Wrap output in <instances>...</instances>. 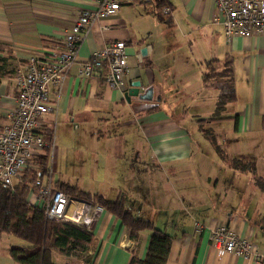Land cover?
Segmentation results:
<instances>
[{"label":"crops","instance_id":"obj_1","mask_svg":"<svg viewBox=\"0 0 264 264\" xmlns=\"http://www.w3.org/2000/svg\"><path fill=\"white\" fill-rule=\"evenodd\" d=\"M95 8L94 0H0V55L12 71L0 83V129L4 111L14 106L17 70L29 56L59 48L80 12ZM164 8L169 17L156 0H123L115 16L89 27L77 62L58 86L50 85L51 110L36 133L53 138L51 181L55 188L121 197L172 237L166 264H264L220 254L209 240L210 230L229 226L264 254V34L226 41L212 21L213 0H165ZM116 41L126 46L122 89L107 87L100 74L77 76L92 52ZM208 60L218 69L230 63L235 100L230 119L206 123L210 136H193L184 121L196 127L197 117L215 109L217 92L201 83ZM137 81L143 91L152 89L151 99L127 103L124 93ZM186 110L192 115L183 119ZM233 159L253 170L235 169ZM91 231L95 243L83 260L55 254L53 264H129L136 245L119 220L103 210ZM149 239L141 235L138 258ZM22 246L0 234V264H16L10 250Z\"/></svg>","mask_w":264,"mask_h":264},{"label":"built area","instance_id":"obj_2","mask_svg":"<svg viewBox=\"0 0 264 264\" xmlns=\"http://www.w3.org/2000/svg\"><path fill=\"white\" fill-rule=\"evenodd\" d=\"M94 10H83L71 28L63 35L61 46L47 56H29L27 64L13 77L16 96L14 106L4 111L5 124L0 129V185L12 188L20 183L23 172L35 167L34 160L45 149L53 148L36 133L39 119L51 110L50 85L58 86L65 73L77 62L78 49L89 27L117 14L123 0H94ZM213 23L220 24L226 41L230 38H250L264 34V0H213ZM169 8L162 14L169 16ZM105 70V83L111 89H122L127 73L126 46L116 41L92 52L82 62L77 76L91 78ZM50 175V173H48ZM49 175L36 179L27 203L43 211L46 219L68 221L91 229L103 209L85 200L57 190ZM196 231L202 225L195 223ZM209 240L220 253H233L264 263V254L247 239L240 238L232 227L221 225L209 231Z\"/></svg>","mask_w":264,"mask_h":264},{"label":"trees","instance_id":"obj_3","mask_svg":"<svg viewBox=\"0 0 264 264\" xmlns=\"http://www.w3.org/2000/svg\"><path fill=\"white\" fill-rule=\"evenodd\" d=\"M156 1L161 12L165 0ZM168 20L170 21V18ZM3 47L0 44V48ZM214 64V60L206 62V71L202 74L201 83L203 88L217 92L215 109L210 117L197 119L200 126L231 118L228 115L229 105L235 100L231 66L226 62L222 69H218ZM7 66L8 58L0 55V83L12 73L7 70ZM105 74V70L100 73L101 77H105ZM200 130L202 134L210 136L211 130L202 128ZM44 141L50 143L51 139ZM48 152L49 149H45L43 154L34 160L35 167H29L23 172L20 183H16L12 188L0 185V234L25 242L20 249L10 250V256L16 264H53L55 254L83 260L95 243L91 229L68 221L48 220L42 210L27 203L28 194L33 191L35 180L49 175ZM232 165L240 171L253 170V164L250 162L233 159ZM259 181L264 183V180ZM56 189L71 197L97 205L120 221L128 231V238L136 245L129 264H166L172 237L149 219L134 214L125 206L121 197L108 200L99 194L85 193L68 184L57 185ZM144 232L149 233L150 239L146 255L140 259L136 248Z\"/></svg>","mask_w":264,"mask_h":264},{"label":"water","instance_id":"obj_4","mask_svg":"<svg viewBox=\"0 0 264 264\" xmlns=\"http://www.w3.org/2000/svg\"><path fill=\"white\" fill-rule=\"evenodd\" d=\"M143 52H145V49H142V53ZM141 88L142 87L138 81L131 83L129 88L124 93V96H123L124 100L127 103H130V100L132 98H136L137 100H140V101L151 99L152 89L149 88L143 91Z\"/></svg>","mask_w":264,"mask_h":264},{"label":"rangeland","instance_id":"obj_5","mask_svg":"<svg viewBox=\"0 0 264 264\" xmlns=\"http://www.w3.org/2000/svg\"><path fill=\"white\" fill-rule=\"evenodd\" d=\"M209 93H211V92H209ZM203 107H207V105H204ZM198 110L199 109H198V105H197V112H198ZM183 114H185V115H183V119L184 118H187V117L191 118L192 112L190 110H186ZM197 119H199V117H197ZM184 123L187 125V127H186L187 129L185 130V132L188 133L189 135H193V136L204 135V134H201L202 132H200L201 131L200 128H202V129H208V127H206L205 124H201V126H202L201 127L198 122H197V124L195 123L196 127H191V125H189V122H185L184 121ZM185 124H184V126H185ZM51 152H52V148L49 150V159H50L49 160V163L51 162ZM44 179L46 180L45 176H44ZM1 236L2 237H8L9 239H11V237L6 236L4 234H1ZM13 239H15V238H13ZM16 240L17 241H20V243H22L23 245H25V242H22L19 239H16Z\"/></svg>","mask_w":264,"mask_h":264}]
</instances>
